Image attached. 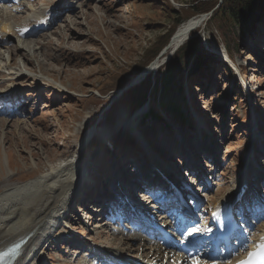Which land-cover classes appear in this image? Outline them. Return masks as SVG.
<instances>
[{
	"label": "rangeland",
	"instance_id": "374dc122",
	"mask_svg": "<svg viewBox=\"0 0 264 264\" xmlns=\"http://www.w3.org/2000/svg\"><path fill=\"white\" fill-rule=\"evenodd\" d=\"M203 2L0 1V29L7 25L14 33L7 36L6 45L0 43V194H10L2 204L20 196L16 189L23 182L38 177L44 181L51 174L62 179L65 160L78 153L84 157L79 165L85 182L74 190L78 200L69 202L63 210L67 217L54 222L51 238L40 241L25 264H85L91 253L103 251L115 256L123 253L122 258L128 260L149 256L147 262L160 259L159 264H181V251H162L157 235L148 230L154 226L147 229L151 235L139 231L124 238L132 230L113 231L92 210L108 199V191L112 197H123V192L128 198L138 195L152 169H145L148 163L142 150H148L158 166L167 163L173 172H180L183 183L193 191H201L192 210L194 217L181 221L191 225L183 233L174 231L179 217L168 219L157 212L153 220L172 231L180 246L201 240L211 210L229 193L237 192L242 181L256 175L250 181L253 184L263 175L264 12L254 28L244 22H227L222 31L206 20L190 34L186 41H200L201 55L209 60L197 71L190 72L187 66L182 91L175 90L165 102L173 113L178 107L188 123L181 125L170 112H162L164 123L149 117V108L156 107L151 101L130 110L129 90L147 75L154 79L176 51L167 49L160 55L165 44L159 45L174 31L176 20L182 24L200 13L196 7L201 8ZM39 23L45 28L28 37L19 34ZM219 24L223 26L222 21ZM225 39L239 68L232 73L223 67ZM9 48L15 49L13 62ZM155 60L160 61L156 72L151 70L131 84ZM178 133L180 138L175 136ZM203 176L210 180L207 188ZM86 186H91L88 192ZM182 211L186 217L191 214L188 208ZM256 224L248 228L255 237L240 242L230 259H225L235 260L245 253L264 228L263 220ZM207 234L199 253L211 249L205 242Z\"/></svg>",
	"mask_w": 264,
	"mask_h": 264
},
{
	"label": "bare ground",
	"instance_id": "6f19581e",
	"mask_svg": "<svg viewBox=\"0 0 264 264\" xmlns=\"http://www.w3.org/2000/svg\"><path fill=\"white\" fill-rule=\"evenodd\" d=\"M202 14H198L189 18L175 30V32L173 33L175 35L170 41L168 49L171 50L175 47L178 48L186 39L190 37L191 31L199 27L203 23V20H205L204 18L202 19ZM0 32V43L6 45L9 41V38L7 36H11V34H14L13 29H11L7 25H3ZM22 36L28 37L30 36V33L24 32L22 33ZM9 49L10 61L13 62L15 49ZM159 62L160 61L157 60L153 61L150 67H152L153 70H157V63ZM87 137L82 140V145L80 144L82 147H84V142ZM83 158L84 157L78 153L75 156L69 157L67 160L64 159L65 163L62 165H64L65 167L63 168V174H61V176L63 177L62 179H59L57 175L51 174L48 178H45L44 181L42 180V177H38L20 184L16 189V191L18 192L17 194H19L20 196H18L16 200H11L10 198L6 199L7 203L4 202V204H7V207L5 208L6 210L4 209V211L2 210L6 205L2 204V201L4 200L5 195L9 193L5 192L3 194H0V249L5 245L17 240L18 238L31 233L28 241L22 247V254L16 260V264H25V262H27L28 256L34 252V247H36L40 241H47L49 238H51L50 232L51 229L55 227L54 222L59 219L63 221V219L67 217V214L63 213V210L68 208L70 201L72 202L73 200H78V198L75 196V191L79 190V188H81L80 186L85 182V180L83 178L81 179L80 177L82 173L79 163L83 160ZM161 169L164 170L162 167ZM151 172L155 173L152 170ZM77 173H79V175L75 176V174ZM151 176L152 175H150V178ZM90 187L91 186H86L85 192H88L87 190ZM237 191H239V189ZM236 193V191L229 193L228 196L222 200L225 202L226 208L229 207V205L235 200ZM154 200L156 201V198ZM183 209L184 208L179 210ZM92 210L98 211L100 210V208L94 207ZM172 211L174 213L178 212L177 215H179L181 219L183 218V216L186 217V213L184 212L183 214H181V211H178L177 208ZM160 229L158 230L160 231ZM148 230L149 232H151L150 229ZM160 233L163 237V245L165 247H171L173 244L172 242H170L171 240L165 238L163 232L160 231ZM208 233H210L211 236L207 237L205 242H209L211 251L209 250V252L203 254L205 260L199 259L200 254L197 255L196 258L188 260H196V262L199 261L201 262V264H236L235 261L225 259L224 257L222 258V254L217 253L213 250V247H215L214 243L216 242L217 237L216 235L212 234L211 228H209ZM133 239L135 240V238ZM199 244H202V242L198 243L197 241H192L186 247L178 246V249L182 250L183 253L187 256H190V254L194 252V249ZM262 244H264V231L262 234L260 232L259 236L251 242L244 255L239 258V262L259 260L258 262H256L257 264H264V262H262V257L264 255V248L261 247ZM114 250L116 252V250H119V248L115 247L113 251ZM103 253L107 254V252L104 251ZM115 255L116 254H114V252L108 254L110 258L115 257Z\"/></svg>",
	"mask_w": 264,
	"mask_h": 264
},
{
	"label": "trees",
	"instance_id": "16d2710c",
	"mask_svg": "<svg viewBox=\"0 0 264 264\" xmlns=\"http://www.w3.org/2000/svg\"><path fill=\"white\" fill-rule=\"evenodd\" d=\"M203 3L201 8L196 7L201 14L210 13L203 23L206 20V22L211 21V23L216 25L217 29L222 31H224L223 28L227 29V22L231 23L229 25H234L237 22H244L248 24L249 28H254L255 24L259 21V15L264 12V0H222L220 4L219 0H204ZM193 16H196V14L189 16L186 20ZM176 21V25L174 26L175 29H173L174 31H172L169 37L159 45L165 44L162 49L169 43L171 36L181 24L179 19ZM220 21L223 22V26L219 24ZM193 31H191V34ZM186 40L177 48L169 61L157 70L154 79L147 75L139 84L133 86L129 90L128 98L132 99L130 104L131 111L137 109L145 102L151 101L156 105L155 109L152 106L148 110V114L151 118L157 119L160 123H164L165 119L162 116V112H170L176 116L175 121L180 124L186 123L183 112L177 107V110H175L176 114L173 113V109L165 102L172 99L175 90L178 89L179 92L182 91L181 81L184 75L183 70L186 69L187 66H191L189 67L190 72L194 70L197 71L209 60L206 56L201 55L200 41L196 38H192L189 41ZM157 43L158 42H155L153 47L156 46ZM224 45L228 56L231 58V54L229 53L230 46L226 39ZM224 68L226 71L232 73V68L228 64H224ZM125 100L126 99H124V101ZM174 103L173 101V105Z\"/></svg>",
	"mask_w": 264,
	"mask_h": 264
},
{
	"label": "water",
	"instance_id": "95a60500",
	"mask_svg": "<svg viewBox=\"0 0 264 264\" xmlns=\"http://www.w3.org/2000/svg\"><path fill=\"white\" fill-rule=\"evenodd\" d=\"M210 13H204V14H202V19L204 18H207V16L209 15ZM174 35L175 34H173L172 36H171V38H170V40H169V43L165 46V48L162 50L163 52L162 53H160V55L161 54H163L168 48H169V45H170V41L172 40V38L174 37ZM177 49V47H175V48H173V49H171L172 51H171V53H173L175 50ZM170 56V55H169ZM158 65H160V64H157V66ZM151 70H153V68L152 67H150V66H148V67H146L145 69H144V71L138 76V78H134L133 79V81L131 82V84L132 83H136V82H138V80H140L145 74H147L149 71H151ZM130 84V85H131ZM129 85V86H130Z\"/></svg>",
	"mask_w": 264,
	"mask_h": 264
},
{
	"label": "snow or ice",
	"instance_id": "6c2138e0",
	"mask_svg": "<svg viewBox=\"0 0 264 264\" xmlns=\"http://www.w3.org/2000/svg\"><path fill=\"white\" fill-rule=\"evenodd\" d=\"M198 229H192V231H197ZM262 248H264V244L261 245ZM251 255V254H250ZM196 264H201V262L197 261ZM238 264H247V262L245 261H240L238 262Z\"/></svg>",
	"mask_w": 264,
	"mask_h": 264
}]
</instances>
